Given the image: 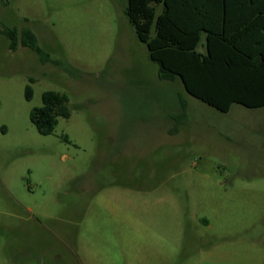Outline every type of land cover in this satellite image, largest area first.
Instances as JSON below:
<instances>
[{"label":"rangeland","instance_id":"rangeland-1","mask_svg":"<svg viewBox=\"0 0 264 264\" xmlns=\"http://www.w3.org/2000/svg\"><path fill=\"white\" fill-rule=\"evenodd\" d=\"M126 5L0 0V264H264V107L159 80ZM47 91L70 117L43 136Z\"/></svg>","mask_w":264,"mask_h":264},{"label":"trees","instance_id":"trees-1","mask_svg":"<svg viewBox=\"0 0 264 264\" xmlns=\"http://www.w3.org/2000/svg\"><path fill=\"white\" fill-rule=\"evenodd\" d=\"M124 13L149 60L157 65L159 80L178 81L187 95L220 113L234 104L264 107V54L254 65L255 56L241 46L254 36L248 28H264V0H127ZM4 33L11 50L28 47L47 62L31 32L23 31L20 37L15 29ZM202 35L204 54L197 50ZM233 52L238 55L224 58ZM25 97L31 99L29 87ZM67 102L64 94L43 93L42 106L30 113L40 135L52 134L58 118L70 117ZM185 111L182 101L180 117Z\"/></svg>","mask_w":264,"mask_h":264},{"label":"crops","instance_id":"crops-1","mask_svg":"<svg viewBox=\"0 0 264 264\" xmlns=\"http://www.w3.org/2000/svg\"><path fill=\"white\" fill-rule=\"evenodd\" d=\"M248 29L250 30V33L253 34L254 36L251 37L249 41L245 43L246 45L244 44L241 46L243 48H247L249 50V53L255 56L253 57L254 65H259L260 59H261L259 54H261V52L262 54H264V38L261 36L264 34V28H248ZM240 30L242 29L240 28ZM204 43H205V35H202L201 44L197 48V50L202 54L205 53ZM224 47H226V45H224ZM227 47L229 48V46ZM235 55L237 56L238 54L235 52H233L232 54L228 53L224 55V58L231 57V56L235 57ZM258 73H262V72L258 71Z\"/></svg>","mask_w":264,"mask_h":264}]
</instances>
